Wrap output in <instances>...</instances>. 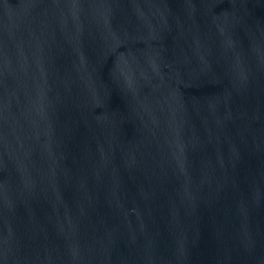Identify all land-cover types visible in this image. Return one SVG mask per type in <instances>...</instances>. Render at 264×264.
<instances>
[{
  "label": "water",
  "instance_id": "95a60500",
  "mask_svg": "<svg viewBox=\"0 0 264 264\" xmlns=\"http://www.w3.org/2000/svg\"><path fill=\"white\" fill-rule=\"evenodd\" d=\"M0 264H264V0H0Z\"/></svg>",
  "mask_w": 264,
  "mask_h": 264
}]
</instances>
